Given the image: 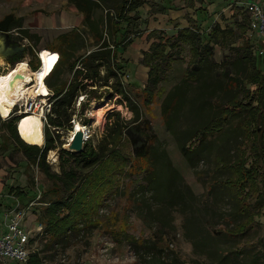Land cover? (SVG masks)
I'll use <instances>...</instances> for the list:
<instances>
[{
	"label": "rangeland",
	"instance_id": "374dc122",
	"mask_svg": "<svg viewBox=\"0 0 264 264\" xmlns=\"http://www.w3.org/2000/svg\"><path fill=\"white\" fill-rule=\"evenodd\" d=\"M120 1H111L110 7L116 5L113 11L119 7ZM246 1L204 0L203 6L207 9V13L201 17L185 0H146L139 8L138 14L131 13L137 17L136 20L134 19L136 22L133 20L134 24L128 26L127 35L123 39L124 42L130 43L124 49L119 48L120 58L124 62L114 67L116 70L119 68L124 70L122 88L126 96L139 105L142 111L141 123L146 121L150 123L151 130L157 136L156 143L159 148L167 154L172 166L182 175L183 181L196 196L195 200L190 198L193 201L191 205L195 204L196 210L200 208L204 214H199L200 218L197 222L191 224L187 222V214L178 207L164 208L166 204L163 195L154 194L155 190L148 189L149 186H141V182H145L141 179L142 175L147 169L136 174L121 173L118 185L120 192L102 201V205L98 207V216L103 219L101 225L92 228L88 239L80 243L71 244L65 249L59 248L58 251H50L51 253L45 252L46 256L52 258L43 259L44 264H54L57 261L66 264H138L144 259L153 260L151 263L158 264L155 259L160 254L159 264H175L176 257L183 264H250L251 261L253 264H264V216H256L264 206V124L256 121L252 115L246 117L245 111L237 112L230 117L221 132L204 136V140L199 144L202 149L201 155L196 156L193 163H190L182 154L179 143L186 142L189 132L215 113L216 106L212 103L224 101L227 99V94L217 91L199 95V92H206L209 89L203 90L198 83L190 82L182 102L172 113L170 121L173 130L171 131L166 126L162 114L163 99L185 75L190 58L189 48L184 47L180 57L170 63L165 79L154 89H147V67L141 63L142 51L146 50L150 41L154 39L149 37L152 29L161 28L173 34L177 27H181L179 18L170 17L171 14H179L178 16L183 18L182 22L187 25L190 23L188 20H195L203 32L213 21L219 22L221 26H234L235 21H241L242 16L247 14L244 9ZM256 1L264 10V0ZM151 2L155 5L152 6ZM161 4H167L164 11L166 15H162L164 12H156L157 16H152L155 8H161ZM194 4V6L200 5L197 1ZM175 10L179 12L172 13ZM104 12V9L99 8L96 9L95 14ZM9 13L14 17L9 23L8 31L0 32V74L5 75L17 63L26 61L29 68L34 70H29L31 82L27 84L34 83L32 86H24L25 95L31 91L37 81L45 88L44 79L52 70V67L49 70L48 57L52 62L55 58L51 52L58 56V51H64L66 55L74 52L72 57L69 55V58L73 59L79 55H86L95 47L92 44V35L81 24L82 13L68 4L67 0H0V20ZM23 29L28 30L32 37H23ZM74 31L80 34L86 51L77 50L75 47L78 41L74 40L72 34ZM245 36L253 43L254 51L260 54L258 52L260 39L257 35L247 30ZM154 37L155 41H158V37L156 35ZM120 38L122 34L117 33L114 36V43ZM69 42L73 44L69 48L70 52L66 50L68 49L66 44ZM8 48L15 51H3ZM41 53L47 58L40 69H37L35 63ZM13 54L19 57L13 60L11 58ZM227 55L231 57L233 53L218 46L213 50V59L217 62L222 61ZM60 66L61 78L67 86L71 81L72 72L65 63H60ZM79 66L78 59L74 68ZM244 72L245 69L243 70L241 66L229 67L231 75L243 76ZM117 75L120 77L119 74ZM96 77L95 81L82 80V88L73 99V107L69 108L71 112L69 124L65 123L64 128L56 131L53 130L52 125H48V128L54 131L53 134L59 132V136L54 141L56 147L48 150L45 156L51 171L60 172L59 148L69 140L73 124L78 122L83 128L88 127L85 140L88 146L97 149L100 143H105L104 150L108 151L110 144L104 139L106 130H109L108 126L115 121L128 122L133 115L128 102L117 92L114 77L106 79L103 69ZM9 113L3 112L0 108V143L3 139L7 140L8 130L2 120L8 119ZM40 120H42L43 142L37 146L41 147L45 142L47 125L43 119ZM16 130H18L17 122ZM1 144L0 227L11 218L13 208L19 204L24 211L22 223L30 230V241L33 240L31 249H40L44 244L43 225L38 227L40 223L33 210L38 205L36 199L32 200L30 195L34 192L40 193L45 186L50 185V180L37 170L35 165L28 162L19 146L15 144L5 147V143ZM116 146L129 159L125 166L127 170L129 164L134 162L129 143L127 139L121 138ZM236 153V161L228 163ZM69 160L72 162L71 159ZM137 165L145 168L144 161H137ZM229 175H231L229 181L231 188L223 183ZM9 188L22 190L28 194V197L25 200L15 197L8 191ZM234 192L237 193L241 205L250 211V217L237 228H233L239 216L237 214L239 205H235ZM133 197L136 203L130 205L128 201ZM26 201L30 203L25 205ZM114 213L116 216L114 226H106L105 223H109L106 221L108 216ZM112 221L113 219L110 222ZM242 227L246 230L235 234L236 230ZM157 230L168 232L169 237L168 240L162 241V245L157 243L158 247L153 241L156 239L153 232ZM130 237L137 240L133 239L129 242ZM223 259L228 261L224 262ZM0 264L23 263L0 257Z\"/></svg>",
	"mask_w": 264,
	"mask_h": 264
},
{
	"label": "trees",
	"instance_id": "16d2710c",
	"mask_svg": "<svg viewBox=\"0 0 264 264\" xmlns=\"http://www.w3.org/2000/svg\"><path fill=\"white\" fill-rule=\"evenodd\" d=\"M111 1L67 0L68 4L73 5L77 11L82 13L81 24L92 35V44L95 47L86 55H79L73 59L69 58V55L72 57L74 52L66 55L64 51H58V63L45 80L46 86L53 92V102L45 122L47 126L45 127L44 145L40 147L35 144H28L18 136L16 122L22 115H11L8 119L2 120L8 130V136L7 140L3 139L2 144H0L5 143V147L15 144L19 146L28 162L35 165L37 170L50 180V185L45 186L40 193L34 192L30 195L32 200L36 199L35 202L38 205L32 208L36 214V219L43 225L44 244L40 249L30 252L25 264H44L43 259L52 258L46 256L45 252L51 253L50 251H58L59 248L65 249L71 244L88 239L91 229L98 227L103 221L98 216V207L102 205V201L120 192L118 185L121 173L136 174L147 169L142 175L141 179H144L145 182H141V186H149L148 189L155 190L154 194L163 195L164 204H166L164 208L178 207L180 211L187 214V222L191 224L197 222L200 218L199 214H204L200 208L196 210L195 204L191 205L196 196L192 194L190 187L183 181L182 175L172 166L167 154L159 148L158 143H156L157 136L151 130L150 123L147 121L141 123L142 111L139 105L135 101H131L122 88L124 70L114 68L115 65L123 61L119 55V48L124 49L130 43L129 41L124 42L123 39L127 35L128 26L134 24L133 20L137 18L131 13L136 14L146 0H121L119 7L114 11L113 7L116 5L110 7ZM185 1L194 7V12L201 17L207 13V9L203 6L204 0ZM195 1L199 2L200 5L194 6ZM151 3L152 6L155 5L154 2ZM166 5L161 4V8H155L154 12H164ZM99 8L104 9L105 12L96 15L95 11ZM188 21L190 23L187 26L177 27L173 34H169L161 28L152 29L149 37L154 39L150 41L148 48L142 51L141 63L147 67L146 87L147 89H154L165 79L170 63L180 57L184 47L189 48L190 58L185 75L178 84L167 92L163 99L162 114L166 126L171 131L173 130L170 121L172 113L176 110V106L182 102L183 95L187 90L186 87L190 85V82L198 83L203 90L209 89L206 92H199V95L217 91L227 94V99L224 101H219V103L217 101V104L212 103L216 106L215 113L191 130L186 142L179 143L182 154L190 163H193L195 157L202 153L199 144L200 141L204 140V136L221 132L230 117L237 112L245 111L246 117L252 115L256 121L264 124V54L260 50L264 40L257 36L260 39L258 52L261 56L254 51L253 43L245 36L246 31L249 30L248 13L242 16L241 21H235L234 26H221L219 22L213 21L203 32L195 20ZM124 23H126L125 26ZM117 33H121L122 38L114 43V36ZM22 34L26 38L32 37V34L25 29L22 30ZM72 34L74 40L78 41L75 45L77 50L85 49L80 34L76 31ZM154 35L158 37V41H155ZM66 45L68 48L66 50L70 52L69 48L73 44L69 42ZM216 46L228 49L233 53V56L227 55L222 61H215L213 50ZM17 57L19 56L13 54L11 58L16 60ZM78 59L80 66L74 68ZM37 63H35V68L39 65L38 60ZM60 63H65L68 70L72 72L71 81L67 86L61 78ZM230 65L243 67V70L245 69L243 76L231 75L229 73ZM101 69L104 70L106 79L114 77L116 90L128 102V107L133 115L128 122L115 121L108 126L109 130H106L107 134L104 136L106 143L110 144L108 151L107 149L104 150L105 146L103 145L105 143H100L97 149H94L88 146L86 141L84 149L79 153L70 152L60 147L58 154L60 172L51 171L45 156L48 150L56 147L54 141L59 136V132H55L56 135L53 132L64 128L65 123L69 124L68 121L71 116L69 108L73 107V99L78 90L82 88V80L95 81L96 75ZM29 70L34 71L30 68ZM3 75L0 74V77ZM240 96L243 97L239 98ZM237 99L238 101H236ZM48 125H52L54 131L50 130ZM121 138L127 139L130 152L134 155V162L129 164L127 170L125 166L129 159L116 146ZM236 159L237 153L228 163H233ZM141 160L144 161L145 168H140L137 165V161L142 162ZM230 179L231 175L223 180L224 185L228 188H231ZM8 191L22 200L28 197L27 193L17 188H9ZM234 194L235 205H239L237 206L238 220L233 226V228H237L250 217V211L241 205L237 193L234 192ZM45 196L47 198L44 199ZM128 202L132 205L136 203V200L133 197ZM24 203L28 205L29 201ZM144 203L147 204V201ZM260 215L264 216V206L262 210L256 213V216ZM112 219L113 221L110 222ZM255 219L256 217L254 221ZM106 221L109 222L105 223L106 226L113 227L116 222L115 213L108 216ZM244 228L236 230L235 234L244 232L246 230ZM153 234L156 238L153 240L154 243L159 245H162L164 239H169L166 231L157 230ZM133 239L137 240L134 237H130L128 240L131 242ZM160 256L156 257L157 260L155 259L158 264ZM151 261L153 260L144 259L140 260L138 264H154ZM223 261L227 262L228 260L223 259ZM174 263L183 264L177 257ZM54 264L66 263L57 261ZM250 264L253 262L251 261Z\"/></svg>",
	"mask_w": 264,
	"mask_h": 264
},
{
	"label": "built area",
	"instance_id": "2783aa9c",
	"mask_svg": "<svg viewBox=\"0 0 264 264\" xmlns=\"http://www.w3.org/2000/svg\"><path fill=\"white\" fill-rule=\"evenodd\" d=\"M244 9L249 14V30L264 40V10L262 5L256 0H247L244 5ZM260 50L264 54V44ZM47 51L51 52L49 50H45V52ZM51 54L55 57L51 66L53 69V67L58 63V55L52 52ZM37 59L39 62V68L44 61L42 53L38 55ZM46 78L44 79V83ZM52 102L53 92L46 86L45 83V88L42 92L32 98H26L22 102H17V104L13 105L7 116H20L25 114L27 111L41 109L40 117L44 120V122H46L47 114L50 113ZM23 215V208L20 207L19 204L16 205L13 208L11 218L3 224V228L0 227V257L15 259L16 261L25 264L32 249L29 236L30 230H28L22 223ZM38 227L40 228L41 224H39Z\"/></svg>",
	"mask_w": 264,
	"mask_h": 264
},
{
	"label": "bare ground",
	"instance_id": "6f19581e",
	"mask_svg": "<svg viewBox=\"0 0 264 264\" xmlns=\"http://www.w3.org/2000/svg\"><path fill=\"white\" fill-rule=\"evenodd\" d=\"M46 58L47 57H43V60ZM48 61H50V70L52 61L49 57ZM40 67L38 69H40ZM29 82H31V77L26 61L17 63L8 71V73L0 78V108L3 112H10L13 105L17 104V102H22L25 98H32L43 91V85L41 82L37 81V83L32 87L31 91L25 95L23 91L24 86H32L34 83L27 84ZM39 111L40 109L27 111L25 113L26 115L23 114L17 121L18 135L22 140L28 143L39 144L43 142L42 120H40L41 112ZM78 125L79 123L76 122V128ZM83 129L85 130L86 134H88V127L85 126Z\"/></svg>",
	"mask_w": 264,
	"mask_h": 264
},
{
	"label": "water",
	"instance_id": "95a60500",
	"mask_svg": "<svg viewBox=\"0 0 264 264\" xmlns=\"http://www.w3.org/2000/svg\"><path fill=\"white\" fill-rule=\"evenodd\" d=\"M13 14L9 13L6 14L1 20H0V32H7L8 31V26L9 23L13 20ZM4 52H14L15 50L13 49H4ZM87 138V134L85 130L83 129L82 124H80L77 128L75 124H73V129L71 132V136L68 141L63 143L62 148L74 152V153H79L84 149V144L85 140ZM24 141V140H23ZM26 142V141H24ZM28 143V142H26ZM28 144H33V143H28ZM38 145V144H35Z\"/></svg>",
	"mask_w": 264,
	"mask_h": 264
},
{
	"label": "crops",
	"instance_id": "0c3cea01",
	"mask_svg": "<svg viewBox=\"0 0 264 264\" xmlns=\"http://www.w3.org/2000/svg\"><path fill=\"white\" fill-rule=\"evenodd\" d=\"M143 4H144V3H143ZM143 4H142V5H143ZM142 5H141V6H142ZM141 6H140V7H141ZM140 7H139V8H140ZM178 12H179L178 10H175V11H173L172 13H178ZM155 13H156V12H153V13H152V16L156 17L157 14H155ZM162 15H166L165 12H164V14H162ZM178 15H179V14H171L170 17H173V18L178 17V18H179V21L181 22V25H180V26H181V27L187 26V24H186L185 22H182L183 18L180 17V16H178ZM191 16H193V14H192ZM194 18H195V15H194ZM1 228H3V226H1Z\"/></svg>",
	"mask_w": 264,
	"mask_h": 264
}]
</instances>
